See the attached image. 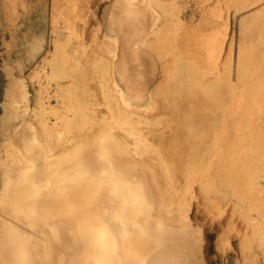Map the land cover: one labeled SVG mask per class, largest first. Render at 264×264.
Returning <instances> with one entry per match:
<instances>
[{"label":"bare ground","instance_id":"6f19581e","mask_svg":"<svg viewBox=\"0 0 264 264\" xmlns=\"http://www.w3.org/2000/svg\"><path fill=\"white\" fill-rule=\"evenodd\" d=\"M169 10L114 0L113 40L87 44L80 10L51 0L53 50L27 78L3 74L0 264H205L183 186L199 177L208 196L212 167L250 182L255 171L228 130L241 101L231 44L185 36L179 17L161 27Z\"/></svg>","mask_w":264,"mask_h":264},{"label":"rangeland","instance_id":"374dc122","mask_svg":"<svg viewBox=\"0 0 264 264\" xmlns=\"http://www.w3.org/2000/svg\"><path fill=\"white\" fill-rule=\"evenodd\" d=\"M64 1L80 10L84 21L71 19V22L80 34L84 31L87 44L95 37L100 41L113 40L109 23L114 0ZM164 1L171 11L160 13L157 23L161 27L166 28L179 17L185 36L208 38L216 33L227 50L231 44L229 74L241 101L236 106L238 127L233 128L228 121V130L254 164L252 182L248 176L239 178L241 182L234 173L226 175L221 166L212 167L205 173L206 179L212 178L214 186V192L208 196L199 191V177L191 185L183 186L191 204V221L202 228L204 235L205 264H264V0ZM217 10L219 18L214 12ZM50 12L51 0H0V124L8 81L3 75L5 70L15 77L27 78L37 69L45 52L53 50L56 37L52 33ZM244 17L249 18L247 28ZM208 20L217 22L210 25ZM65 26L62 24L63 38L68 40ZM34 41L43 44L37 56L32 53ZM183 45H188L185 39ZM37 89V84H29L32 105ZM247 95L251 96L249 102ZM232 111L233 107L227 105V113Z\"/></svg>","mask_w":264,"mask_h":264}]
</instances>
